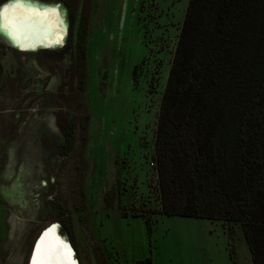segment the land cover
<instances>
[{"label": "rangeland", "instance_id": "rangeland-1", "mask_svg": "<svg viewBox=\"0 0 264 264\" xmlns=\"http://www.w3.org/2000/svg\"><path fill=\"white\" fill-rule=\"evenodd\" d=\"M37 1L63 8L67 33L30 52L0 35V264H27L52 224L79 264H252L238 226L155 212V130L188 0Z\"/></svg>", "mask_w": 264, "mask_h": 264}, {"label": "trees", "instance_id": "trees-1", "mask_svg": "<svg viewBox=\"0 0 264 264\" xmlns=\"http://www.w3.org/2000/svg\"><path fill=\"white\" fill-rule=\"evenodd\" d=\"M76 34L82 65L85 22ZM64 136L69 150L73 129ZM153 159L155 212L238 226L252 264H264V0H188ZM142 216L150 227V214Z\"/></svg>", "mask_w": 264, "mask_h": 264}, {"label": "bare ground", "instance_id": "bare-ground-1", "mask_svg": "<svg viewBox=\"0 0 264 264\" xmlns=\"http://www.w3.org/2000/svg\"><path fill=\"white\" fill-rule=\"evenodd\" d=\"M5 9L10 15H4ZM13 9L16 10L15 14H11ZM25 12L29 15L23 16ZM33 12L49 15L33 17L30 15ZM66 33L64 10L56 3L6 0L0 7V35L17 51L30 52L62 46ZM38 236L32 244L27 264H79L74 249L60 235L55 224L45 227Z\"/></svg>", "mask_w": 264, "mask_h": 264}, {"label": "snow or ice", "instance_id": "snow-or-ice-1", "mask_svg": "<svg viewBox=\"0 0 264 264\" xmlns=\"http://www.w3.org/2000/svg\"><path fill=\"white\" fill-rule=\"evenodd\" d=\"M15 13H16V10L13 9L11 14H15ZM4 15H5V16L10 15V13L8 12L7 9H5V11H4ZM27 15H29V14L26 13V12L23 13V16H27ZM30 15L33 16V17H35V16H45V17H47L49 14H48V13L33 12V13H31ZM4 22L7 23V19H5ZM38 247H39V245H38Z\"/></svg>", "mask_w": 264, "mask_h": 264}, {"label": "water", "instance_id": "water-1", "mask_svg": "<svg viewBox=\"0 0 264 264\" xmlns=\"http://www.w3.org/2000/svg\"><path fill=\"white\" fill-rule=\"evenodd\" d=\"M38 237H39V236H38ZM38 237H37V238H38ZM35 242H36V240H35ZM32 248H33V246H32Z\"/></svg>", "mask_w": 264, "mask_h": 264}, {"label": "crops", "instance_id": "crops-1", "mask_svg": "<svg viewBox=\"0 0 264 264\" xmlns=\"http://www.w3.org/2000/svg\"><path fill=\"white\" fill-rule=\"evenodd\" d=\"M4 2H5V1H4ZM4 2H3V3H4ZM3 3H2V4H3ZM2 4H1V5H2ZM21 52H22V51H21Z\"/></svg>", "mask_w": 264, "mask_h": 264}, {"label": "flooded vegetation", "instance_id": "flooded-vegetation-1", "mask_svg": "<svg viewBox=\"0 0 264 264\" xmlns=\"http://www.w3.org/2000/svg\"><path fill=\"white\" fill-rule=\"evenodd\" d=\"M4 4V3H3ZM2 5H0V7H1Z\"/></svg>", "mask_w": 264, "mask_h": 264}]
</instances>
